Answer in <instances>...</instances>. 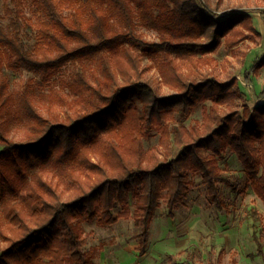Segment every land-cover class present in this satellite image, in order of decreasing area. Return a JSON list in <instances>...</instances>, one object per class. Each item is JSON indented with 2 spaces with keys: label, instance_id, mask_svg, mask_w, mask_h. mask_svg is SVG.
Returning a JSON list of instances; mask_svg holds the SVG:
<instances>
[{
  "label": "trees",
  "instance_id": "obj_1",
  "mask_svg": "<svg viewBox=\"0 0 264 264\" xmlns=\"http://www.w3.org/2000/svg\"><path fill=\"white\" fill-rule=\"evenodd\" d=\"M253 12L219 14L210 0H0V204L11 230L0 223V264H95L83 223L128 218L114 211L131 194L144 247L161 203L174 218L191 175L223 211L220 184L231 180L218 158L228 150L264 203V104L235 109L240 82L214 74L221 48L261 43ZM86 60L49 92L32 80L10 89L8 70L44 86ZM153 67L158 79L147 76ZM263 67L264 55L246 80ZM201 104L202 123L186 126ZM155 129L159 143L146 149ZM254 239L264 264V240Z\"/></svg>",
  "mask_w": 264,
  "mask_h": 264
},
{
  "label": "rangeland",
  "instance_id": "obj_2",
  "mask_svg": "<svg viewBox=\"0 0 264 264\" xmlns=\"http://www.w3.org/2000/svg\"><path fill=\"white\" fill-rule=\"evenodd\" d=\"M210 5L212 10L219 14L238 10L254 11L252 18L256 30L262 34L261 43L257 45L256 41L244 40L235 49L223 47L215 54L217 62L214 74L218 79L223 83L237 79L241 91L246 92L249 83L246 80L247 70L250 71L256 60L264 55V0H210ZM257 10L261 12H256ZM139 32L148 40H158L156 33L152 31L139 28ZM248 54L252 65L245 64ZM90 65L87 60L83 64H69L49 85L44 86L38 85V76L24 69L8 70L10 89L16 95L32 80L35 84L37 82L35 85L37 94L49 92L52 88H59L62 80L68 79L76 69H84ZM144 65L155 66L148 59H145ZM261 70H264V67ZM147 76L158 79L156 67H153ZM161 91L163 95L175 94L166 86H162ZM242 94L243 98L233 104L235 109L242 110L247 101L244 97H248V102L252 103L249 95L246 96L243 91ZM53 108L55 112L63 113L60 106ZM202 121L201 104L184 124L191 126ZM152 133V141L145 140L146 149L159 143V131L155 129ZM11 137L13 140H20L23 137L22 127L17 126ZM218 161L222 172L231 180L230 184H220L224 201L223 211H219L212 203L201 178L191 175L192 189L177 206L175 217H169L167 205L162 202L143 247L141 238L143 229L135 223L136 199L131 194L127 203L119 204L114 211L115 214L129 212L128 218L121 217L111 225H101L97 221L83 223L84 249L92 254L94 263L263 264L254 234L264 240V203L255 194L247 172L235 153L228 150L218 158ZM0 223L3 230L11 234L10 222L5 218L2 204Z\"/></svg>",
  "mask_w": 264,
  "mask_h": 264
},
{
  "label": "crops",
  "instance_id": "obj_3",
  "mask_svg": "<svg viewBox=\"0 0 264 264\" xmlns=\"http://www.w3.org/2000/svg\"><path fill=\"white\" fill-rule=\"evenodd\" d=\"M253 51L251 50L250 53H252ZM257 56V55H256ZM249 54L246 58V62L245 64H253L250 63L251 60L248 59ZM253 62V60H252ZM250 65V66H251ZM264 70H260L259 73L256 74H252L251 75V81L248 83L246 92L244 90H242L246 96H250L252 103L248 102V97H244L247 101L246 103L250 106V107H255L258 105H262L264 104V74H263Z\"/></svg>",
  "mask_w": 264,
  "mask_h": 264
}]
</instances>
